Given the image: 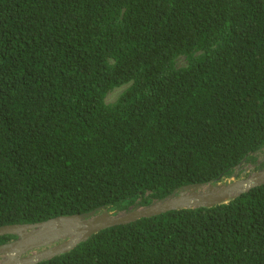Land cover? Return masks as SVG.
Here are the masks:
<instances>
[{
    "label": "trees",
    "instance_id": "1",
    "mask_svg": "<svg viewBox=\"0 0 264 264\" xmlns=\"http://www.w3.org/2000/svg\"><path fill=\"white\" fill-rule=\"evenodd\" d=\"M262 151L264 0H0V226L145 206ZM38 264H264V184Z\"/></svg>",
    "mask_w": 264,
    "mask_h": 264
},
{
    "label": "water",
    "instance_id": "2",
    "mask_svg": "<svg viewBox=\"0 0 264 264\" xmlns=\"http://www.w3.org/2000/svg\"><path fill=\"white\" fill-rule=\"evenodd\" d=\"M244 163L241 161L236 169L243 175L247 174L245 178L235 179V173L230 177V182H223L224 177L220 176L207 184L184 185L145 206L135 205L125 211L99 207L89 212L60 215L36 223L2 225L0 237L8 235L13 238L0 244V264H38L68 252L93 234L109 227L172 210L211 208L226 203L264 184V161L260 170L251 173L248 171L250 167L243 166Z\"/></svg>",
    "mask_w": 264,
    "mask_h": 264
},
{
    "label": "rangeland",
    "instance_id": "3",
    "mask_svg": "<svg viewBox=\"0 0 264 264\" xmlns=\"http://www.w3.org/2000/svg\"><path fill=\"white\" fill-rule=\"evenodd\" d=\"M175 65H176V67L185 66L186 65V59H185V57L184 56L178 57L175 60ZM128 86H129L128 84H125V85H121V86H118V87H115V88L111 89L106 94V96H105V103L112 104L118 98V96L124 91V89L126 87H128ZM255 157L257 159V162H263L264 161V152L263 153L260 152V153L256 154ZM243 166H247V167H251L252 166L253 167V165L251 163H248V162H245L243 164ZM248 170L251 172V169L250 168ZM254 171H257V170H254V168H253V172ZM235 173H237V176L235 177V179L236 178H245L247 176V174L246 175H243L242 173H239L238 172V169H235V171H234L233 174H235ZM230 177L229 178H226V179L225 178L224 179L222 178L223 179V182H230V181H232V179Z\"/></svg>",
    "mask_w": 264,
    "mask_h": 264
},
{
    "label": "clouds",
    "instance_id": "4",
    "mask_svg": "<svg viewBox=\"0 0 264 264\" xmlns=\"http://www.w3.org/2000/svg\"><path fill=\"white\" fill-rule=\"evenodd\" d=\"M36 33H38V32H36ZM38 34H39V33H38ZM250 169H251V172H253V167H252V166L250 167ZM248 171H249V170H248ZM249 172H250V171H249ZM251 172H250V173H251Z\"/></svg>",
    "mask_w": 264,
    "mask_h": 264
}]
</instances>
